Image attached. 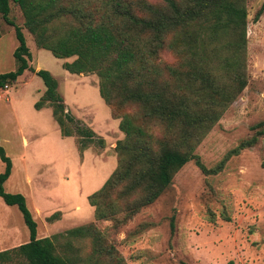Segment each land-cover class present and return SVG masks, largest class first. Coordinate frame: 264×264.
<instances>
[{
  "label": "rangeland",
  "instance_id": "1",
  "mask_svg": "<svg viewBox=\"0 0 264 264\" xmlns=\"http://www.w3.org/2000/svg\"><path fill=\"white\" fill-rule=\"evenodd\" d=\"M262 2L246 0L247 83L194 149L207 169L193 157L154 201L130 212L126 203L133 196L118 197L120 211L96 219L87 197L117 165L114 147L124 137L119 118L99 94L97 74L63 68L62 62L75 55L59 58L39 47L18 3L9 0V16L30 46L31 67L50 70L66 110L75 116L73 125L104 140L95 139L81 151L78 135H61L53 107L33 105L45 88L33 70L0 87V144L12 162L4 188L24 195L37 236L51 237L55 251L70 264H106L108 245L127 264H264V9L254 18ZM17 45L14 26L0 12V71L15 68ZM161 59L172 63L175 55L164 50ZM246 140L251 143L239 148ZM3 167L0 158V172ZM87 223L94 224L96 238L66 233ZM28 239L21 211L0 196V250ZM8 262L24 260L12 254Z\"/></svg>",
  "mask_w": 264,
  "mask_h": 264
},
{
  "label": "trees",
  "instance_id": "2",
  "mask_svg": "<svg viewBox=\"0 0 264 264\" xmlns=\"http://www.w3.org/2000/svg\"><path fill=\"white\" fill-rule=\"evenodd\" d=\"M14 1L39 47L59 58L74 54L62 62L71 72L97 74L99 94L119 118L124 137L114 147L117 165L87 197L96 219L120 211L118 197L133 196L126 203L130 212L154 201L193 157L207 169L195 146L247 83L246 0ZM263 9L264 2L255 19ZM9 10V0H0V12L14 26L18 42L13 50L16 66L0 71V87L13 84L25 69L33 70L45 86L34 107L46 103L53 107L61 135H78L81 151L95 139L103 144L92 129L73 125L75 116L66 110L51 71L31 67L30 46ZM164 50L175 55L174 62L161 59ZM250 143L241 141L238 146ZM0 158L4 161L0 196L17 205L29 229L27 241L0 250V264H9L12 254L22 257L23 264H70L69 258L55 251L51 237L37 236V223L24 195L4 188L12 162L1 144ZM66 233L97 236L93 223L72 226ZM114 248L105 246L106 264H127Z\"/></svg>",
  "mask_w": 264,
  "mask_h": 264
}]
</instances>
